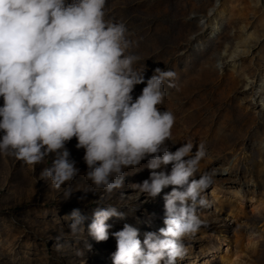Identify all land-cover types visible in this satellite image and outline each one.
<instances>
[{"label":"rangeland","instance_id":"rangeland-1","mask_svg":"<svg viewBox=\"0 0 264 264\" xmlns=\"http://www.w3.org/2000/svg\"><path fill=\"white\" fill-rule=\"evenodd\" d=\"M104 13L125 26L135 70L145 69L146 79L156 67L175 73L158 106L175 116L166 146L191 142L193 155L204 152L193 177H211L200 194L206 204L196 209L202 224L183 239L187 255L177 264H264V0H106ZM144 86H135L134 98ZM75 144L66 147L80 171L60 189L40 177L52 156L29 165L0 153V264H112V233L125 223L141 240L165 226L171 187L150 198L134 185L149 177L147 161L125 169L123 186L107 193L87 179ZM98 202L125 214L107 221L101 242L88 234ZM74 208L83 217L75 235Z\"/></svg>","mask_w":264,"mask_h":264},{"label":"clouds","instance_id":"clouds-1","mask_svg":"<svg viewBox=\"0 0 264 264\" xmlns=\"http://www.w3.org/2000/svg\"><path fill=\"white\" fill-rule=\"evenodd\" d=\"M105 4L0 0V153L29 165L52 156L40 177L60 189L80 171L66 147L75 138V147L84 150L87 179L107 193L123 186L125 169L147 161L149 177L134 185L150 198L171 187L164 196L165 226L145 232L141 240L139 229L125 223L112 233V264H177L187 255L183 239L202 224L196 209L206 204L200 194L211 177L193 178L202 146L194 155L191 142L175 151L166 146L175 116L158 106L164 81L175 73L156 67L146 79L145 69L135 70L138 58L125 54L130 46L126 28L105 20ZM137 84L145 86L134 98ZM168 164L170 172L157 171ZM99 205L88 226L97 242L109 238L110 218L125 216L114 206ZM70 216L75 235L83 217L78 208Z\"/></svg>","mask_w":264,"mask_h":264}]
</instances>
